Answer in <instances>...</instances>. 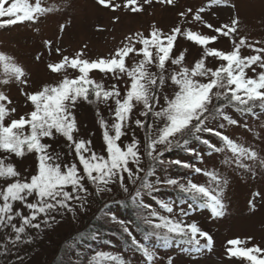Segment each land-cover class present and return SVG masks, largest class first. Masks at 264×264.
Wrapping results in <instances>:
<instances>
[{"label": "snow or ice", "instance_id": "obj_1", "mask_svg": "<svg viewBox=\"0 0 264 264\" xmlns=\"http://www.w3.org/2000/svg\"><path fill=\"white\" fill-rule=\"evenodd\" d=\"M95 2L112 11L121 7L113 4L112 0ZM154 3L162 7L175 6L176 0H143L142 3L139 0H125L124 7L135 14L142 13L145 5L152 6ZM225 4L226 0H209L206 7H201L193 15L195 21L204 23L216 35L201 34L191 29L182 30L180 26L165 32L153 24L148 35L143 32L129 35L114 55L96 60L85 58L84 49L87 45L73 56L63 55L62 50L56 47V54L62 58L58 62L49 63L48 69L56 74L67 73L69 70L78 74L75 78L64 75L55 85H45L40 90L25 93L27 100L34 106L33 110L26 116L11 120L7 125L6 118L16 109L8 107L12 101L0 91V151L8 154L0 158V178L6 182V186L0 187V232H5L7 236L8 230H11L14 234L11 241L13 245L33 243L37 237L32 235L30 229L37 232L50 229L68 214L75 219L79 210L86 211L93 201L103 199V194L114 190L129 194L127 180L135 186V191L130 195V201L117 203L135 205L136 217L142 222L146 239L156 238L163 244L180 240L196 252L210 249L213 244L211 235L204 232L197 223H187L185 217L197 203L209 209L212 215L223 216V185L227 181L216 171H207L181 159L164 160L162 157L174 148H183L203 161V153L188 147L193 139L207 146L209 154L230 149L234 154V162L242 168L249 167L242 163L244 157L251 160L257 157L255 151L235 143L219 130L225 124L213 127L210 123L222 119L230 125H238V120L225 113L228 107L241 113L251 112L257 106L264 109V47H254L247 42L246 37L236 42L239 17L233 18L230 24L214 28L201 15L206 8ZM51 11V8L43 6L42 0H33L31 3L29 0H0V28L25 22L36 23ZM191 13L192 9L189 8L179 12V16L187 18ZM114 19L118 21L119 17ZM63 30L64 25H61ZM220 36L231 38L234 45L231 51L210 47ZM179 37L194 42L204 50L202 58L191 67L184 63L183 53H174ZM45 44L51 51L53 42L47 40ZM245 46L256 54L243 56L241 48ZM210 57L221 62L215 69L207 65ZM36 59L39 60L40 56ZM129 59L136 62L129 65ZM0 62L11 77L3 80V84L13 79L22 85L28 84V73L23 66L14 62V57L0 52ZM246 70L255 73V78H249ZM93 71L110 75L115 80L127 78L125 88L122 91L117 84L106 87L103 82L91 78L90 73ZM169 89L173 93L171 98L168 95ZM81 102L102 103L113 115L114 122L109 125L99 111L96 113L104 130L106 155L97 154L91 147V140L77 139L75 136L79 132L75 110ZM134 109H139V116L144 119L133 120ZM133 124L137 128L146 129L144 154L150 164L144 176H141L145 169L141 166L140 141L136 139L135 133H132L129 143L121 146L122 137L128 135ZM153 129L155 135L152 134ZM204 134L217 137L224 147H217ZM57 135L66 138L70 148L74 147L77 162L62 164L59 162L61 154L50 151L52 146L44 141L46 138L55 139ZM27 153H36L38 160V170L30 177L22 176L14 164L5 162L9 155L24 157ZM231 162L225 160V163ZM172 165L209 177L208 184H198L184 177H165L163 180L158 177L155 182L149 181L148 176L155 174L157 167L167 171ZM163 190H174L181 197L178 202H158L159 208L166 214H161L153 205L144 201L145 195L151 196ZM254 196L264 200L260 192ZM250 203L255 209V203ZM17 204L20 205L19 209ZM185 204L187 208L183 207ZM105 208H110V205L106 204ZM104 215L121 225L123 233L131 238L132 245L148 262L154 261L155 252L136 239L124 220L108 211H104ZM77 235L80 236V241L75 242L77 244L99 238L96 232ZM197 237L204 238L206 243L201 245ZM228 243L231 245L227 249L229 257L244 258L249 264H264V249L258 245L240 247L247 241L238 238ZM4 247L7 252L6 243ZM106 261L125 264L120 256L106 252L93 254L90 264H105ZM61 264H65V261L62 260ZM169 264H172L171 259Z\"/></svg>", "mask_w": 264, "mask_h": 264}, {"label": "rangeland", "instance_id": "obj_2", "mask_svg": "<svg viewBox=\"0 0 264 264\" xmlns=\"http://www.w3.org/2000/svg\"><path fill=\"white\" fill-rule=\"evenodd\" d=\"M29 2L31 3L33 0H29ZM112 2L121 5V7L116 11H112L98 6L95 0H42L43 6L51 8L52 11L41 17L38 22L18 23L0 28V52L10 54L14 57V62L23 66L28 73L27 85L15 82L14 79L5 85L2 81L11 79V77L10 73L5 72L3 63L0 62V91H3L12 101L8 107L16 109V112L11 113L6 118V125L11 120L26 116L33 110L34 106L27 100L25 93L40 90L45 85H55L63 79L64 75L75 78L78 74L74 70L56 74L48 69L47 65L49 63L58 62L62 58L56 54V47L62 50L63 55L73 56L87 45V48L84 49L85 58L96 60L114 55L115 51L123 46V43L126 42L125 38L129 35L136 32H143L148 35L153 24L165 32L173 27L180 26L182 30L191 29L201 34L216 35L204 23L193 19L195 12L201 7H206L209 0H176L175 6L167 7L154 3L152 6L145 5V10L142 13L135 14L124 7L125 0H112ZM139 2L142 3L143 0H139ZM231 5H235V7H231ZM189 8L192 9V13L187 18H181L179 12L186 11ZM201 15L203 20L212 24L214 28L223 24H230L233 18L239 17L240 24L238 32L235 34L236 42H239L241 37H246L247 42L253 44L254 47H264V0H226L225 5L206 8V11ZM116 17H119L118 21L114 19ZM61 25H64L63 31H61ZM97 28L102 30H97ZM47 40L53 42L51 51L48 50L45 44ZM137 47L139 48L140 45L137 44ZM210 47L231 51L234 45L231 38L220 36L217 42L210 45ZM203 51L202 47L184 37L178 38L177 46L174 49L176 55L184 54V63L189 67L202 58ZM241 54L248 56L256 53L245 46L241 48ZM38 55L40 56L39 60L36 59ZM127 62L131 65L136 60L129 59ZM220 63L216 58L210 57L207 60V65L213 69L218 67ZM259 71L260 69L257 68V72ZM246 72L249 78H255V73L250 70H246ZM90 76L97 82H103L106 87L117 84L122 91L125 88V80L127 79L115 80L110 75L106 76L99 71L91 72ZM168 95L170 98L172 97L171 89L168 90ZM5 103L7 104V102ZM161 104H164L163 96L161 97ZM97 111L109 125L114 122L113 115L110 114L109 108L104 104L81 102L75 110L79 128V132L75 136L77 139L91 140L92 149L99 155H106V144L103 140L104 130L99 123ZM225 113L238 120L239 124L230 125L222 119L210 123L213 127H217L220 123L225 124V127L219 130L228 135L235 143L257 153L254 160L247 157L242 159V163L248 165V168L239 167L234 162V154L231 153L230 149L209 154L207 146L202 143L195 146L194 150L197 153H203V161L196 157L195 159L187 157L184 153L175 151L174 153L165 152L162 157L164 160L181 159L207 171H216L227 181L223 185V203L225 205L223 216L216 217L212 215L209 209L200 207L197 203L196 207L188 211L185 217L187 223L195 222L204 232L211 235L213 244L210 249H202L196 252L194 249L190 250L191 246L185 243L179 245L172 240L167 244H163L156 238H150V248L155 252L154 261L148 262L143 254L134 258H132L133 255L129 254L132 259L125 254L121 257L125 264H169V259H171L172 264H249L244 258L229 257L227 254V249L231 247L228 241L237 238L247 241V243L239 245L240 247L258 245L264 249V200L254 196L256 192L264 195V109L257 106L253 107L251 112L241 113L232 107H228L225 109ZM137 118L144 119L139 116V109H134L132 119ZM149 122L151 123V121ZM133 132L136 139L140 141L141 166L145 169L141 176H144L150 164L147 155L144 154L146 129L137 128L133 124L128 135L122 137L123 143L121 146L123 147L131 141ZM152 134H156L155 129H153ZM204 136L210 139L213 144H216L217 147H224V144L217 137L208 134ZM44 142L52 146L50 151L61 154L60 163L77 162L78 158L74 147H69L66 138L57 135L55 139L46 138ZM5 155L8 154L0 151V158ZM225 160H232V162L225 163ZM5 162L14 164L17 170L22 173V176L26 177L36 174L38 170L36 153H27L24 157H17L12 154L8 156ZM130 166L135 167L134 165ZM156 171L162 180L165 177L175 178L177 176L173 165L167 171L163 167H157ZM185 173L188 172L184 170L178 174L186 179L191 178L198 184H208L209 177L203 174L191 173L184 176ZM148 179L153 182L151 177H148ZM126 183L129 185V194L114 190L112 193L103 194V199L93 201L86 211L79 210L75 219L72 218L71 214H68L63 220L53 224L50 229H42L39 232L30 229L32 235L37 237L31 244L13 245L11 241L14 234L11 233V230H8L7 236L5 232H0V264H49L58 247L66 238L83 226L90 212L110 200L134 193L135 186L130 181L126 180ZM4 186H6V182L0 178V187ZM152 195L156 196L157 202L150 201V203L162 214L164 212L159 208L158 202L160 200L174 201L173 199L161 198L157 193ZM250 202L255 203V209H253ZM189 203L194 202L189 201ZM16 207L19 209L20 205L17 204ZM183 207L187 208V204ZM176 211L178 212L179 208ZM108 222L110 225L122 228L117 222L112 220ZM107 238L115 248L119 247L118 240L115 237L108 235ZM197 238L200 239L201 245L206 243L204 238ZM249 238L251 239L249 240ZM5 243L7 244V252L4 247ZM105 264L113 263L106 261Z\"/></svg>", "mask_w": 264, "mask_h": 264}, {"label": "trees", "instance_id": "obj_3", "mask_svg": "<svg viewBox=\"0 0 264 264\" xmlns=\"http://www.w3.org/2000/svg\"><path fill=\"white\" fill-rule=\"evenodd\" d=\"M205 135V134H204ZM201 142L193 139L190 142V145L188 146L190 149H194L195 146H199ZM175 152H181L184 153L187 157H193L195 159L194 154H190L188 151H185L183 148H174L169 153ZM175 159V158H173ZM172 159V160H173ZM160 168V167H158ZM173 168L175 172H177V176L175 178L180 177L178 173H182L184 170L188 173H185L184 176H187V174H191V172L188 169H184L179 166L173 165ZM148 177H151L153 179V182L159 177L157 175V171L155 170V174L150 175ZM160 178V177H159ZM162 180V178H161ZM157 195H159L161 198H168L173 199L174 201H179L181 198L174 190H163L160 192H156ZM133 194V193H131ZM130 194V195H131ZM130 195L128 196H121L120 198H115L114 200H110L106 203H104L101 207L98 209L92 211L89 213L88 219L84 222L83 226L73 233V235L69 236L65 239V241L62 242L61 246L58 247V250L55 253V256L50 261L49 264H61V261H65V264H90V261L92 259L93 254L96 252H106L112 255L117 256H125V254L130 257V255H133L132 258L138 255H142V253L137 250L131 243V238L123 233L122 228L110 225L108 222L111 220L110 216H105L104 211H108L109 213H115L116 216L119 219H122L125 221L126 226L129 227L130 231L133 232V234L136 236V239L138 241H142L146 245L150 247L151 239H146L144 236V229L142 222L139 221L136 217V210L135 205L132 204H124L121 205L117 203L118 201H130ZM144 201L147 204H151V202L156 203V196L152 195H145ZM110 205V208H105V205ZM184 206V205H183ZM119 213V214H118ZM146 214V213H144ZM162 214V213H161ZM166 214V213H163ZM108 220V221H107ZM96 232L98 234L97 240H86L82 244L75 243L76 241H80V236L77 234H90ZM108 235H112L118 240V248H115L113 244L109 241L107 238ZM179 245L184 244L180 240H174ZM130 254V255H129ZM131 258V257H130ZM131 258V259H132ZM123 259V258H122ZM109 263H115L112 261H108Z\"/></svg>", "mask_w": 264, "mask_h": 264}]
</instances>
